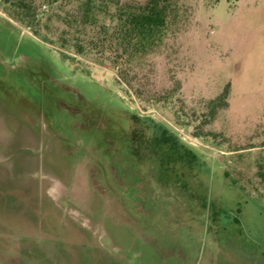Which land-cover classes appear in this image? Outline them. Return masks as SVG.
<instances>
[{
  "label": "rangeland",
  "instance_id": "obj_1",
  "mask_svg": "<svg viewBox=\"0 0 264 264\" xmlns=\"http://www.w3.org/2000/svg\"><path fill=\"white\" fill-rule=\"evenodd\" d=\"M28 1L0 0V264H264V0H184L138 92L61 46L73 0Z\"/></svg>",
  "mask_w": 264,
  "mask_h": 264
},
{
  "label": "trees",
  "instance_id": "obj_2",
  "mask_svg": "<svg viewBox=\"0 0 264 264\" xmlns=\"http://www.w3.org/2000/svg\"><path fill=\"white\" fill-rule=\"evenodd\" d=\"M73 1L72 7L60 17L65 26L64 34L60 35L61 46L69 44L77 55L92 53L98 56L100 61L111 66L121 82L135 92L139 91L134 87V81L138 79L137 69L148 56L185 28L190 13L184 0H144L140 3ZM8 2L14 7L13 16L18 20H22V12H30L28 0H3V3ZM84 33L87 34L83 36ZM225 96L224 91L218 100L223 101ZM214 103L210 101L208 114ZM208 116L212 117L211 112ZM129 120L128 135L132 142L141 141L140 130H148L157 142L168 144L173 151L183 148L190 160L195 157L163 124L137 115H130ZM257 174L264 182V166H259Z\"/></svg>",
  "mask_w": 264,
  "mask_h": 264
}]
</instances>
